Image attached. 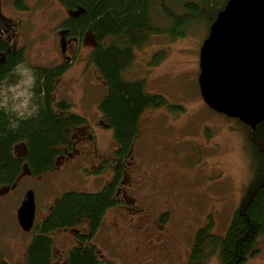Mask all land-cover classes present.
<instances>
[{"label":"rangeland","instance_id":"rangeland-1","mask_svg":"<svg viewBox=\"0 0 264 264\" xmlns=\"http://www.w3.org/2000/svg\"><path fill=\"white\" fill-rule=\"evenodd\" d=\"M23 2L28 9H16L15 0H0L1 11L10 21L15 17L9 9L14 15L33 13L25 18L31 38L29 59L38 66L57 67L62 63L60 24L72 12L58 0ZM183 2L174 10L180 12ZM208 26L207 22L196 24L174 41L168 33L150 36L146 45L135 49L129 79H145L147 91L163 96L167 105L152 108L142 117L138 138L122 170L123 204L106 213L92 241L100 260L114 264H187L196 231L212 221L213 232L225 235L254 180L253 135L237 119L210 109L200 94V49L209 36ZM92 45L89 35L57 82L60 91L58 85L55 91L57 100L72 104L71 113L87 120L83 127L71 130L74 146L58 148L62 154L55 168L44 176L24 172L14 186L0 189V258L12 264L24 263L34 233L24 232L16 221L24 192H34L36 221H41L64 193L100 192L121 167L113 131L100 119L98 106L108 88L89 62ZM17 72L27 79L22 87L29 91L32 79L27 70L22 66ZM165 214L169 219L163 224L160 219ZM84 224L51 235L58 259L54 261L67 260L76 243L74 235L86 230ZM257 249L260 254L246 264H264V237ZM209 264H220L218 257Z\"/></svg>","mask_w":264,"mask_h":264},{"label":"trees","instance_id":"trees-1","mask_svg":"<svg viewBox=\"0 0 264 264\" xmlns=\"http://www.w3.org/2000/svg\"><path fill=\"white\" fill-rule=\"evenodd\" d=\"M23 1L15 0V8L28 9ZM58 1L72 12L60 26L67 30V37L79 40L82 45L89 35L93 39L89 62L108 88L98 106L100 119L105 128L113 131L121 167L102 191L66 192L41 221L35 220L30 231L34 232L33 238L26 247L23 264H114L100 260L92 241L106 213L123 204L120 193L122 170L138 138L142 117L152 108L167 105L163 96L147 91L145 79H129L135 49H141L154 35L168 33L173 41L183 38L202 22H207L211 30L229 0ZM182 1L181 11H175ZM2 31L3 15L0 12V51H5L8 43ZM24 62V53L19 51L0 66V94L6 82L11 81L15 68ZM69 67L70 62L56 68L32 67L35 83L30 114L20 116L0 106V189L14 186L24 172L38 178L52 171L62 154L58 148L71 149L74 145L71 130L87 123L83 116L71 113L72 104L55 98L56 83ZM250 134L253 135L252 150L256 161L254 180L225 235L213 232L212 221L196 231L187 264H209L215 256L220 264H246L260 254L257 248L264 237V122ZM20 144L27 145L23 156L16 154ZM5 199L4 196L2 200ZM168 219L169 214H165L160 221L165 224ZM84 222L86 230L74 235L76 243L68 252L67 260L54 261L57 256L53 253L55 240L51 235L76 230L83 227ZM0 264L12 263L1 257Z\"/></svg>","mask_w":264,"mask_h":264},{"label":"water","instance_id":"water-1","mask_svg":"<svg viewBox=\"0 0 264 264\" xmlns=\"http://www.w3.org/2000/svg\"><path fill=\"white\" fill-rule=\"evenodd\" d=\"M199 66L205 103L256 130L264 122V0H229L202 45ZM35 216V194L29 190L17 212L25 232Z\"/></svg>","mask_w":264,"mask_h":264},{"label":"flooded vegetation","instance_id":"flooded-vegetation-1","mask_svg":"<svg viewBox=\"0 0 264 264\" xmlns=\"http://www.w3.org/2000/svg\"><path fill=\"white\" fill-rule=\"evenodd\" d=\"M0 12L3 15V31L1 32V34L8 43V48L5 51H0V60L1 59L4 60L3 62H0V66L6 63L9 56L18 53L19 51H23L24 59H25L24 63H20L15 68L14 73L11 76L12 77L11 81L6 82L5 88L2 89L0 94V106L7 108L8 111L13 114H17L20 116L28 115L33 111L31 108V102L34 94L32 89L34 87L35 79L33 77L32 67H36L38 65L34 64L29 59L28 49L30 48L29 43H31V38L27 35L26 32V27L28 25L26 23L25 18L28 16H33L34 14L28 13V14L14 15V13L9 9V12L15 17L13 18L12 21H10L5 17L3 12L1 11V7H0ZM59 32L62 33L61 37L59 38V43H61V40L64 39L66 44V53L63 54L62 50L60 51L61 54L60 59L62 60V63L59 64L57 67L66 66V63L70 62L71 64L74 60H76L83 46L81 43H79V40L75 38H71V39L68 38L67 30L62 29V27H60ZM24 45H26L27 48L24 47ZM22 66L27 70L28 75L30 76V80L32 79L31 85L29 87V91H27L25 87H22L23 82H26L27 79H23L24 77H22L17 72L18 69ZM38 67H43V66H38ZM57 85L58 84L56 83L55 91L57 90ZM58 89H59V85H58ZM26 146H27L26 144L18 145L16 147V154L18 156L25 155L27 150V148H25Z\"/></svg>","mask_w":264,"mask_h":264}]
</instances>
